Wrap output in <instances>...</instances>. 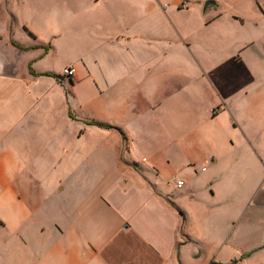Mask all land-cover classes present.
Masks as SVG:
<instances>
[{
  "label": "crops",
  "instance_id": "crops-1",
  "mask_svg": "<svg viewBox=\"0 0 264 264\" xmlns=\"http://www.w3.org/2000/svg\"><path fill=\"white\" fill-rule=\"evenodd\" d=\"M204 1L0 0V264H264V0Z\"/></svg>",
  "mask_w": 264,
  "mask_h": 264
},
{
  "label": "built area",
  "instance_id": "built-area-1",
  "mask_svg": "<svg viewBox=\"0 0 264 264\" xmlns=\"http://www.w3.org/2000/svg\"><path fill=\"white\" fill-rule=\"evenodd\" d=\"M74 72H76V69L74 67L68 65V66L63 67L61 74L67 75V76H72L74 74ZM182 185H183L182 181L177 182V187H180Z\"/></svg>",
  "mask_w": 264,
  "mask_h": 264
},
{
  "label": "water",
  "instance_id": "water-1",
  "mask_svg": "<svg viewBox=\"0 0 264 264\" xmlns=\"http://www.w3.org/2000/svg\"><path fill=\"white\" fill-rule=\"evenodd\" d=\"M217 5V2L215 0H205L203 3V11L207 12L210 8H215Z\"/></svg>",
  "mask_w": 264,
  "mask_h": 264
},
{
  "label": "trees",
  "instance_id": "trees-1",
  "mask_svg": "<svg viewBox=\"0 0 264 264\" xmlns=\"http://www.w3.org/2000/svg\"><path fill=\"white\" fill-rule=\"evenodd\" d=\"M209 264H221V263L213 260Z\"/></svg>",
  "mask_w": 264,
  "mask_h": 264
}]
</instances>
